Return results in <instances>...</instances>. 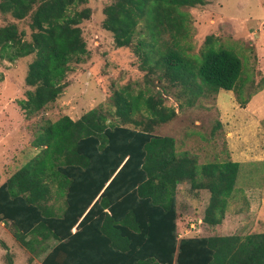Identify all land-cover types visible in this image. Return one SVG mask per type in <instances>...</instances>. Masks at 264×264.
I'll return each instance as SVG.
<instances>
[{"label": "trees", "instance_id": "1", "mask_svg": "<svg viewBox=\"0 0 264 264\" xmlns=\"http://www.w3.org/2000/svg\"><path fill=\"white\" fill-rule=\"evenodd\" d=\"M208 2L111 0L102 9L103 30L114 47L132 51L143 86L128 83L113 90L107 105L78 119L46 121L32 140L35 154L0 184V223L31 260L264 264V233L179 237L178 185L187 182L191 190L208 192L201 222L216 227L224 220L239 169L226 158L199 163L181 149L187 134L177 139L160 132L184 107L214 101L220 90L241 91L243 63L232 48L210 35L197 55L190 53L188 10ZM87 4L0 0L1 15L29 19V39L14 23L0 27L1 61L32 56L24 77L29 89L17 102L25 118L54 103L67 87L72 65L87 57L80 28L91 17ZM263 87L264 76L255 92ZM169 99L177 108L166 105ZM239 99L240 106L247 102ZM220 127L217 122L210 135ZM5 259L12 264L8 251Z\"/></svg>", "mask_w": 264, "mask_h": 264}, {"label": "rangeland", "instance_id": "2", "mask_svg": "<svg viewBox=\"0 0 264 264\" xmlns=\"http://www.w3.org/2000/svg\"><path fill=\"white\" fill-rule=\"evenodd\" d=\"M110 1L88 0L83 6L91 10L90 19L80 25L88 55L82 63L72 65L66 77L67 87L60 97L36 116L25 118L17 104L29 89L24 77L32 56L14 63L0 60V184L35 154L32 140L46 121L54 122L62 116L78 119L99 104L107 105L113 90L128 83L143 86V73L132 51L114 47L111 34L101 26L102 9ZM188 12L192 22L187 42L190 53L197 55L205 38L211 35L217 44L230 47L239 55L243 74L241 91L220 90L214 101L201 100L193 108L184 107L175 121L160 130L177 139L187 134L181 149L196 155L199 163L221 162L226 158L239 164L225 217L219 226L208 227L201 222L208 192L191 190L187 182L178 185L179 235L264 233V87L255 92V86L264 76V0H209ZM28 21L0 14V27L14 23L25 32L26 39L30 34ZM239 98L247 102L240 106ZM166 105L177 108L172 99ZM217 122L221 127L211 136ZM0 243L7 247L5 250L0 246V264L6 263L7 251L12 264L40 263L41 258H33L36 261L30 263L28 252L1 224Z\"/></svg>", "mask_w": 264, "mask_h": 264}, {"label": "crops", "instance_id": "3", "mask_svg": "<svg viewBox=\"0 0 264 264\" xmlns=\"http://www.w3.org/2000/svg\"><path fill=\"white\" fill-rule=\"evenodd\" d=\"M0 224H1V223H0ZM1 226L4 227L3 224H1ZM4 228H5V227H4ZM223 236H224V235H223ZM179 237H183V236H182V235H179ZM28 255H29V257H30V254H29V253H28ZM39 258H41V260H42V257H39ZM41 260H40V263H39V264H41ZM34 261H36V259L31 260V259L29 258V262H30V263H34Z\"/></svg>", "mask_w": 264, "mask_h": 264}]
</instances>
